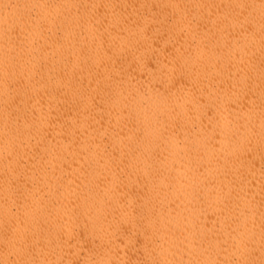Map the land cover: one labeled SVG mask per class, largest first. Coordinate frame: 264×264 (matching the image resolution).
Listing matches in <instances>:
<instances>
[{
  "label": "bare ground",
  "instance_id": "obj_1",
  "mask_svg": "<svg viewBox=\"0 0 264 264\" xmlns=\"http://www.w3.org/2000/svg\"><path fill=\"white\" fill-rule=\"evenodd\" d=\"M0 264H264V0H0Z\"/></svg>",
  "mask_w": 264,
  "mask_h": 264
}]
</instances>
